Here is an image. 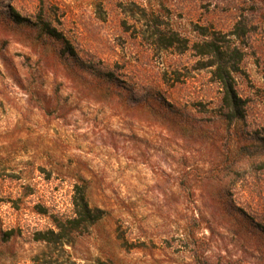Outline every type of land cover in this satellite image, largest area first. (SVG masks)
<instances>
[{"label": "rangeland", "instance_id": "1", "mask_svg": "<svg viewBox=\"0 0 264 264\" xmlns=\"http://www.w3.org/2000/svg\"><path fill=\"white\" fill-rule=\"evenodd\" d=\"M133 3L193 41L248 24L245 120L197 53L125 30ZM261 138L264 0H0V264H264ZM77 185L102 217L38 239Z\"/></svg>", "mask_w": 264, "mask_h": 264}, {"label": "trees", "instance_id": "2", "mask_svg": "<svg viewBox=\"0 0 264 264\" xmlns=\"http://www.w3.org/2000/svg\"><path fill=\"white\" fill-rule=\"evenodd\" d=\"M133 4L136 5L135 3ZM137 7L139 12L129 11L132 13V18L134 17L133 23L130 24L129 22L130 14L129 18L124 20L123 27L125 30L130 31L133 27L137 36L146 35L151 37L153 43L162 49H174L178 53L193 50L200 56L199 63L202 65L201 67L211 68L214 81L218 82L222 87L221 107L224 118L231 123L245 120L248 100L241 96L238 91L236 74L241 71V63L245 55L238 42H245L250 31L248 24L240 20L228 32L215 29L209 31L207 27H201L199 28L201 39L193 41L179 30L162 26L158 19L154 17V13H150L146 7ZM9 14L15 22L21 23L25 21L14 9ZM42 27L54 39L65 40L63 33L53 26L52 22H46ZM64 43L66 51L74 55L75 50L71 43L68 40H65ZM103 74L110 81L117 79L114 71H104ZM261 139L264 147V138ZM73 204L75 216L68 220L69 227L56 222L57 232L51 230L49 233H40L38 239L48 241L50 233L53 235L64 234L68 229L87 230L102 217L103 211L90 205L85 188L79 185H77L76 194L73 197ZM101 264L107 263L102 262Z\"/></svg>", "mask_w": 264, "mask_h": 264}]
</instances>
